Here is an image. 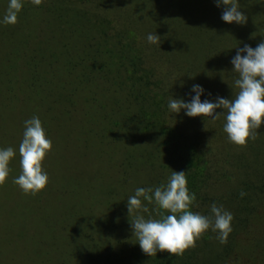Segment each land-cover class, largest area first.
<instances>
[{
	"label": "trees",
	"instance_id": "16d2710c",
	"mask_svg": "<svg viewBox=\"0 0 264 264\" xmlns=\"http://www.w3.org/2000/svg\"><path fill=\"white\" fill-rule=\"evenodd\" d=\"M22 2L15 24L0 23V93L22 114L19 127L37 116L53 142L74 121L77 148L95 158L105 144L121 151L116 175L103 182L99 164L50 194L60 208L56 217L36 216L42 225L23 244L28 263L264 264V124L240 147L228 141L223 116L168 108L171 97L191 102L193 85L204 89L202 102L234 96L231 60L236 47L264 40V0H237L243 25L225 23L215 0ZM8 4L0 0V20ZM150 33L160 44L147 41ZM172 171L186 172L191 211L209 215L215 203L232 213L226 244L209 229L181 256L142 252L127 199L166 184ZM142 203L149 212L140 214L155 216V205Z\"/></svg>",
	"mask_w": 264,
	"mask_h": 264
},
{
	"label": "clouds",
	"instance_id": "9594fccd",
	"mask_svg": "<svg viewBox=\"0 0 264 264\" xmlns=\"http://www.w3.org/2000/svg\"><path fill=\"white\" fill-rule=\"evenodd\" d=\"M215 2L217 6H224L221 19L225 23H246L247 17L239 10L237 0ZM31 3L38 6L42 0H31ZM22 7V0H9L0 23L15 24ZM147 41L160 44L161 38L150 33ZM236 49L231 64L232 71L238 74V78L234 80L237 91L231 99L216 97L215 102H202L200 96L204 89L200 85H193L195 95L191 102L171 97L168 108L172 113H179L183 109L188 117L202 116L218 120L223 116V131L227 134L228 141L244 147L249 139H257L260 135L257 129L264 124V40L255 48L245 44L243 48ZM217 109L222 111L217 112ZM24 129L18 147L21 171L13 179V183L25 195H36L48 183V175L42 169V162L52 148V141L47 138L37 116L25 120ZM16 155L17 152L12 147L0 148V185L5 183L10 172L9 163ZM245 195V192H240L241 197ZM195 199V194L190 193L187 188L185 171H172L166 184L135 190L134 195L127 199V211L128 216L133 217L130 222L132 235L136 237L143 253L152 257L158 251H166L170 255L181 256L189 248H194L196 241L209 229L217 233L216 239L221 245L227 243L232 231V213L215 203L210 206L209 215L193 212L190 208ZM142 201L155 205V216L150 214L145 218L140 214L149 212Z\"/></svg>",
	"mask_w": 264,
	"mask_h": 264
},
{
	"label": "rangeland",
	"instance_id": "374dc122",
	"mask_svg": "<svg viewBox=\"0 0 264 264\" xmlns=\"http://www.w3.org/2000/svg\"><path fill=\"white\" fill-rule=\"evenodd\" d=\"M177 1L184 3V1L209 0ZM188 13L189 11L185 10L183 15ZM0 87H2L1 83ZM4 100L5 98L0 93V148L12 147L17 149V155L9 163L10 172L5 183L0 185V264H29L26 258L28 252H25L23 244L24 240L26 241L28 237L32 236L31 229L33 226L36 229L35 224L37 222L42 225L36 216L56 217L60 208L58 204H50L51 200H57L55 196L51 197L50 194L57 192L56 189L62 187L64 182L69 183L74 175L82 178V175L84 177L90 171L93 173L99 164V178L103 182L106 181L107 173L116 175L121 151L116 148L113 151L105 144L101 150L102 154L96 155L95 158L91 155L90 149L82 144L77 148L78 142L75 144L74 141V135H76L75 122L71 121V125L66 124L63 128H59L52 142V148L42 162V169L48 175L46 187L36 195H25L13 183V179L18 177L21 171L18 147L25 130L24 126H22L23 130L19 127L22 114L18 111L16 104H13V99L11 102ZM78 150L81 153L80 157L76 156ZM110 157L112 160L109 159ZM101 175L102 177H100ZM89 191L94 194V189ZM84 193V199L90 197L89 192ZM72 194L75 195L74 189ZM97 199L99 200L98 197ZM100 200L99 204H102L103 200ZM33 209L35 215L32 214ZM24 247H27V243L24 244Z\"/></svg>",
	"mask_w": 264,
	"mask_h": 264
}]
</instances>
